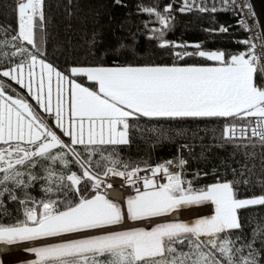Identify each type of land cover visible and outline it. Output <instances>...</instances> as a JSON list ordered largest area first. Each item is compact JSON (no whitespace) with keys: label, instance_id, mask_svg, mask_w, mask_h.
Here are the masks:
<instances>
[{"label":"snow or ice","instance_id":"snow-or-ice-1","mask_svg":"<svg viewBox=\"0 0 264 264\" xmlns=\"http://www.w3.org/2000/svg\"><path fill=\"white\" fill-rule=\"evenodd\" d=\"M223 2L253 15L247 0ZM171 8L142 9L161 26L149 29V39L158 40L160 48L186 49L189 45L164 39ZM14 10V34L8 38L0 29V244L58 241L25 248L36 257L27 264H264V226L253 227L250 239L236 234L243 233L240 210L264 206V194L240 198L241 181L235 179L197 187L194 180L207 173L188 179L184 159L142 169L121 162L115 147L105 155L106 146L129 143L130 120L145 118L222 119L224 143L264 147V51H256L264 49V34L257 29L259 43L241 40L245 50L228 56L198 44L195 52L173 51L177 61L198 56L215 66L70 69L94 82L93 89L47 62L44 0H15ZM240 25L245 31L255 27L246 19ZM13 84L26 90L47 118ZM109 176L134 189L123 204L109 198ZM37 184L40 197L31 191ZM5 200L19 205L20 216L12 222L4 220L11 216ZM202 205L212 212L191 222H162L177 209ZM128 221L136 226L126 228Z\"/></svg>","mask_w":264,"mask_h":264},{"label":"trees","instance_id":"trees-1","mask_svg":"<svg viewBox=\"0 0 264 264\" xmlns=\"http://www.w3.org/2000/svg\"><path fill=\"white\" fill-rule=\"evenodd\" d=\"M162 5V0H120L119 3L117 0H44L42 38L46 60L70 79L94 89V82L83 76H73L70 69L105 65H210L215 62L198 56L177 61L173 51L195 52L197 49L193 46L197 44L201 50L223 51L226 56L243 50L244 45L239 41L244 38L245 31L236 25L233 15L185 12L176 5L167 14L169 27L164 39L189 47L175 50L158 47V40L149 39L152 35L149 29L161 26L155 16L142 9L154 8L163 12L165 6ZM14 9L15 0H0V29L5 30L8 38L17 27ZM0 38H4V33H0ZM40 39L38 33L37 41ZM261 81L264 82V77ZM223 125L222 119L130 120L129 143L106 146L105 155L115 147L121 162L141 168L184 159L187 164L183 175L188 179L195 173H207L194 180L197 187L210 185L218 179H235L241 181L236 185L240 198L264 194V147L256 144L254 148L245 149L224 143L220 138ZM93 159H99V156ZM72 170L79 173L75 165ZM244 180L248 183H243ZM31 191L34 196L42 195L39 184ZM5 202L11 216L4 220L12 222L20 216L19 205ZM240 217L243 233L236 234L250 239L253 227L264 226V206L240 210Z\"/></svg>","mask_w":264,"mask_h":264},{"label":"built area","instance_id":"built-area-1","mask_svg":"<svg viewBox=\"0 0 264 264\" xmlns=\"http://www.w3.org/2000/svg\"><path fill=\"white\" fill-rule=\"evenodd\" d=\"M247 2L251 7L253 15H246V14L237 13L236 11L230 9V7L223 2V0H178L176 2V6L178 7L179 10L184 9L183 11H185V12H199V13H203V14H209V13L214 14V13H219V12L229 13V14L234 16L236 25H238L240 27H242L240 25V20L246 19L247 23L250 27L253 25H255V27H252L251 31H245V29L242 27L245 31V36L241 40L248 39L249 37H251L254 42L259 43V41L256 39L257 29H259L261 34H263L262 28H261L260 22L258 20L256 11L253 7L252 1L247 0ZM213 7L216 9L215 11H212ZM201 8H204L206 10L201 11L200 10ZM245 48H246V46L244 45V48L242 51H244ZM256 51H257V53H260L261 51H264V49H261L258 47ZM262 59H264V58H262ZM155 166H157V165H155ZM155 166H151V167H155ZM147 167H149V166H147ZM147 167H142V169L147 168ZM175 170H176L175 168H170V171H175ZM140 174L141 175H150V172H141ZM157 180L158 181L160 180V176H157ZM106 181H107V183L113 184V188L108 190L109 198H111L113 200L122 202L125 196H128L134 192V189L131 186L127 185L126 181L121 177L109 176L106 178ZM141 187H142V185H141ZM172 215H173V213L171 214V217H172ZM172 218L167 219V220L165 218H162V222L169 221V220H179V219H181V215L179 214V215L175 216L174 219H172ZM144 226H147V225H144ZM41 242L42 241H40V242H28V243H24V244H27V246H29V247H36ZM43 242H45V241H43ZM1 246L2 245L0 244V247ZM2 249L3 248H1V250ZM4 252H6V251H4Z\"/></svg>","mask_w":264,"mask_h":264},{"label":"rangeland","instance_id":"rangeland-1","mask_svg":"<svg viewBox=\"0 0 264 264\" xmlns=\"http://www.w3.org/2000/svg\"><path fill=\"white\" fill-rule=\"evenodd\" d=\"M143 1L147 2V1H150V0H143ZM177 1L178 0H162V4H163L162 6H166L168 4H171L172 6H175ZM215 64H216V62L214 64L203 65V66H215ZM76 67H95V66H76ZM104 67H115V66H113V65H105ZM82 86H84V85H82ZM13 87L15 88V90L22 97H26L27 98L28 102L30 104H32V106H33L35 111L39 112L42 116L47 118V114L42 112V110L39 108V106L36 105L35 101L31 97H27L26 96V90L20 89L16 85H14ZM49 122L51 123V120H49ZM126 198H127V196L124 197L122 202H120V201H118V202L123 204L126 201ZM176 211H179L181 213L180 214L181 215V219H179V220H169V221L191 222L194 219L206 216L209 213H211L212 212V207L209 206V205L189 206V207H182L180 209H177ZM175 216L173 215V217H175ZM133 225L134 224H130L129 226H125V227L126 228L127 227H134ZM48 242H58V241L54 240V241H48ZM45 243H47V242H43L42 241L37 246H43ZM22 244H24V243H22ZM24 245H25V247H23L22 245H19V244L13 245L14 248H12L11 250H6V252H4L5 251L4 249L1 250V248H2V246H1L0 247V264H17V263L31 261V260L35 259L36 257L34 256V254H31V253L25 251V248H27L29 246H27V244H24Z\"/></svg>","mask_w":264,"mask_h":264},{"label":"water","instance_id":"water-1","mask_svg":"<svg viewBox=\"0 0 264 264\" xmlns=\"http://www.w3.org/2000/svg\"><path fill=\"white\" fill-rule=\"evenodd\" d=\"M264 34V0H251Z\"/></svg>","mask_w":264,"mask_h":264},{"label":"bare ground","instance_id":"bare-ground-1","mask_svg":"<svg viewBox=\"0 0 264 264\" xmlns=\"http://www.w3.org/2000/svg\"><path fill=\"white\" fill-rule=\"evenodd\" d=\"M172 214V213H171ZM171 214L168 216V217H165V219L167 220V219H170V218H172L173 217V215L175 216H177V215H179V214H181L179 211H176V212H174L173 213V215H172V217H171ZM172 219H174V217L172 218ZM130 224H134L133 226H135L136 224H135V222H132V221H128L126 224H125V226H129ZM55 239L53 238L52 239V241H54ZM45 242H48V241H45ZM2 245V248L6 251V250H11L12 248H14L13 246H9V245H6V244H1ZM19 245H22L23 247H25V245L24 244H19Z\"/></svg>","mask_w":264,"mask_h":264},{"label":"crops","instance_id":"crops-1","mask_svg":"<svg viewBox=\"0 0 264 264\" xmlns=\"http://www.w3.org/2000/svg\"><path fill=\"white\" fill-rule=\"evenodd\" d=\"M12 86H14V84Z\"/></svg>","mask_w":264,"mask_h":264}]
</instances>
